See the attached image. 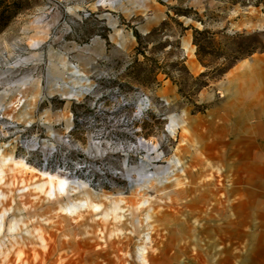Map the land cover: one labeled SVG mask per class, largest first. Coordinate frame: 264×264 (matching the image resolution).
<instances>
[{"label":"rangeland","instance_id":"rangeland-1","mask_svg":"<svg viewBox=\"0 0 264 264\" xmlns=\"http://www.w3.org/2000/svg\"><path fill=\"white\" fill-rule=\"evenodd\" d=\"M258 116L264 0H0V246L15 247L0 264H54L28 234L37 218L70 243L65 264H96L111 250L101 213L67 226L38 201L42 176L58 173L43 169L55 132L72 150L55 164L108 204L121 201L133 244L164 235L153 264H254L264 243L252 231L264 229V139L245 138V120ZM173 117L188 133L173 130ZM35 140L46 144L35 151ZM141 144L164 159L149 166ZM143 165L152 181L134 193L133 169ZM24 181L33 189L25 207L11 193ZM121 248L116 240L112 250Z\"/></svg>","mask_w":264,"mask_h":264},{"label":"bare ground","instance_id":"bare-ground-1","mask_svg":"<svg viewBox=\"0 0 264 264\" xmlns=\"http://www.w3.org/2000/svg\"><path fill=\"white\" fill-rule=\"evenodd\" d=\"M65 94V93H64ZM74 96L76 93L74 92ZM67 95V94H65ZM56 123V122H55ZM172 123L174 124L173 130H182L188 133V125L184 120H175L172 118ZM54 139L57 143L61 145H66L71 147V144L65 135L55 132ZM141 151V155H145L148 159L149 166H154L159 164L160 161L164 159L162 154L157 153V147L153 149L148 148L146 145H139L137 149ZM156 157L153 158V156ZM125 166H127L125 162ZM147 167L144 165L140 168H134L133 173L135 177H132L131 182L133 184L132 192L138 193L143 191L150 182L152 181L151 173L145 172ZM217 173H220L218 168H215ZM15 171H12L11 185L14 186L12 181L15 177ZM5 172L0 168V182L4 179ZM42 182L37 184L36 191H38V201L46 204V211L50 214H55V218L60 219L62 223L67 226L75 225L73 224L79 218L88 214L89 216H98V213L102 214V223L107 231L106 245L108 250L106 254L98 253L95 254V262L98 264L99 258L109 259L114 262L113 257L117 259L118 264H153L155 259L154 256L160 251V242L164 238V235L160 232H155L148 235L146 238L137 239L135 244H133L134 236L130 234H125L122 224L124 220V215L122 214V207L120 200H112L109 204L106 202L107 198L105 195H100L94 193L90 190V184L80 182L77 176L72 173L58 172L55 175L45 174L42 176ZM159 187L164 186L168 183V179H158ZM11 193H18L20 201V206H27L29 203V198L33 193L31 185L27 181L22 182V187L18 190L11 189ZM22 204V205H21ZM150 219L147 217L146 222ZM36 228L32 232H28L32 235L33 240L37 246H39L38 254L39 257L45 260L52 261L54 264H65V262H70L68 258L69 255H61L60 252L63 248L70 245L68 241L60 240V237L47 231L51 225L48 220L40 221L38 218L35 221ZM115 224V234L111 231L112 224ZM5 228V216L1 222L0 236L4 232ZM16 231L15 227L11 229V233ZM15 240V239H14ZM116 240L122 243L121 249H114ZM18 243L15 240V244ZM15 250L14 242H5L0 246V257L6 258L11 252V249ZM106 256V257H105Z\"/></svg>","mask_w":264,"mask_h":264},{"label":"crops","instance_id":"crops-1","mask_svg":"<svg viewBox=\"0 0 264 264\" xmlns=\"http://www.w3.org/2000/svg\"><path fill=\"white\" fill-rule=\"evenodd\" d=\"M245 124L248 125H252L251 126V132H249V136L245 137V138H251L254 140H261L264 139V116H258V118H247L245 120ZM264 153V151H263ZM258 156H260V154L258 153ZM264 165V161L262 162ZM261 163V164H262ZM246 231V229H244ZM252 231L254 232V235L256 236H264V229H252ZM259 245H258V250L257 253L258 255H255L252 257V261L254 262V264H264V243L261 244V239L259 238L258 240Z\"/></svg>","mask_w":264,"mask_h":264},{"label":"built area","instance_id":"built-area-1","mask_svg":"<svg viewBox=\"0 0 264 264\" xmlns=\"http://www.w3.org/2000/svg\"><path fill=\"white\" fill-rule=\"evenodd\" d=\"M142 110V109H141ZM63 124V121L62 120H58V121H56V123H55V125H57V127H59V126H61ZM68 129V128H67ZM67 133H69V132H67ZM67 139H68V137H67ZM55 140V139H54ZM56 141V140H55ZM46 143L45 142H39L38 140H35V143H34V145H35V151H38V150H40V145H45ZM47 145L50 147V149L48 150V152H45L44 153V162H45V164H44V170L45 171H53V170H55V171H57V172H66V173H71L70 171H68L65 167H63V168H61L60 167V164L59 165H56L55 163L56 162H54V159L58 156V155H61V156H63V157H67L69 154H70V152L72 151V150H70L69 148H66V146H64V145H61V144H59V143H57L56 142V145H57V147L59 146L60 148L62 147H65L66 149H67V151L64 153L62 150V148L61 149H57V147H56V145H49L48 143H47ZM74 176H77V172H74V173H72ZM78 177V176H77Z\"/></svg>","mask_w":264,"mask_h":264},{"label":"trees","instance_id":"trees-1","mask_svg":"<svg viewBox=\"0 0 264 264\" xmlns=\"http://www.w3.org/2000/svg\"><path fill=\"white\" fill-rule=\"evenodd\" d=\"M258 1L263 2V0H258Z\"/></svg>","mask_w":264,"mask_h":264}]
</instances>
